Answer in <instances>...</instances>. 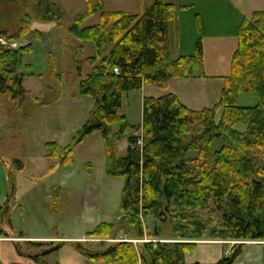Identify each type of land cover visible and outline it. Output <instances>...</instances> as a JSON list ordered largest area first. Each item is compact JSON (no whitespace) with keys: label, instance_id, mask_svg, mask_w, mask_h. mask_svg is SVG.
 I'll return each instance as SVG.
<instances>
[{"label":"trees","instance_id":"trees-1","mask_svg":"<svg viewBox=\"0 0 264 264\" xmlns=\"http://www.w3.org/2000/svg\"><path fill=\"white\" fill-rule=\"evenodd\" d=\"M84 1V13L66 27L63 11L53 0H0V38L13 42L29 32L33 21L53 22L65 28L66 38L92 45L93 54L83 60L77 58L84 50L81 45L70 50L68 64L80 78L78 94L92 98L94 107L72 144L60 147L46 142L44 148L48 158L69 166L73 148L99 131L105 143L106 173L123 177L124 185L119 217L96 225L85 236L116 239L121 232L131 239L147 236L157 242L142 243L138 249L127 241H74L71 246L96 263L186 264V254L207 235L224 242L223 246L235 242L228 254L213 263L234 264L245 242L264 241V11L254 12L240 23L230 74L215 105L195 111L173 93L146 97L141 123L131 124L123 109L126 93L143 85L165 89L174 78L204 77L201 39L196 40L191 55L171 59L169 30L177 16L173 3L153 0L141 15L106 12V0ZM96 14L98 22L85 27L84 22ZM41 36L35 32L36 38ZM31 52V44L14 49L0 43V101L2 105L15 101L20 106L26 101V122L35 109L53 104L59 97L52 87L44 88L38 96L23 87V80L34 75L32 65L22 64L23 54ZM85 67L91 72L83 78ZM247 93L254 94L257 101L241 106L239 95ZM237 125L244 130H238ZM127 130L131 134L126 154L118 157L114 142ZM215 140H221L217 150L212 149ZM12 164L17 171L23 169L21 159H13ZM8 182L10 191L0 207V226L4 224L14 236L26 239L23 243L42 249L48 243L30 241L23 233L13 232L10 208L15 186L9 172ZM52 190L57 196L58 189ZM204 212L210 215L205 221ZM148 217L155 222L149 234L144 223ZM212 218L215 225L208 229ZM10 232L0 227V238L10 237ZM65 244L64 240L51 241L50 249L31 260L48 264L40 258L56 256ZM16 251L24 257L19 244Z\"/></svg>","mask_w":264,"mask_h":264},{"label":"rangeland","instance_id":"rangeland-1","mask_svg":"<svg viewBox=\"0 0 264 264\" xmlns=\"http://www.w3.org/2000/svg\"><path fill=\"white\" fill-rule=\"evenodd\" d=\"M188 1L168 0L177 7V17L173 24L175 31L172 32L174 29H170L171 38L173 36L177 40L178 35H181L184 42L190 39L191 35H198L199 38L198 20L197 17L192 16L194 13H199L197 2L194 4L197 8L189 12V21L186 18L188 14L180 9V5ZM53 2L63 11V21L66 27L72 24L76 15L84 13L86 8L84 0H53ZM152 2L153 0H107L104 10L106 12H134L142 15L150 9ZM98 19L99 15L96 14L88 18L84 26L95 25ZM18 40L24 42V45L33 46V52L23 54L22 59V64H32L31 70L34 73L32 77L24 79L25 87L33 92L52 87L59 97L53 104L35 109L27 122L24 116L26 101L21 106L15 101L4 102V105L0 101V124L3 129L0 153L4 160L9 162L6 170L8 172L10 168L9 173L13 176L15 186L14 202L10 208L13 232H21L27 237L42 235L54 237L56 238L54 243L66 241V246L59 253V257L56 258L52 254L40 258L48 264H56L57 260L60 264L85 263L79 254H75L76 249L70 244L74 241L79 244L86 241L104 243L127 241L135 249L140 248L139 245L142 243L157 242L147 236L140 240L131 239L121 232L116 239L85 236L96 225L102 222H112L120 215L124 178L107 175L105 143L99 131L88 135L73 148V163L69 167L60 166L56 159L45 156L47 151L44 143L46 142H55L60 147L72 144L76 132L81 129L94 107L92 98L78 94L80 78L75 76L73 66L70 67L68 64L70 50H76L77 46L81 45L84 50L77 54V58L83 60L93 54L92 45L90 43L80 44L70 36L66 38L64 27L52 29L43 40L37 39L33 31H29ZM13 42L5 41V45L11 47ZM49 65H52V68ZM90 72L91 68L85 67L83 78ZM139 90L130 91L123 98V109L131 124H139L142 120V95ZM238 100L241 106H252L257 98L254 94L247 93L240 94ZM236 128L240 131L244 130L242 125H237ZM117 129L116 126L115 130ZM130 134L131 131L127 130L114 142L115 153L118 157L125 156ZM220 145L221 140H215L212 143V149L217 150ZM13 158L21 159L24 168L17 171L12 164ZM62 180H64L62 188H59ZM55 187L58 189L57 196L52 192ZM202 216L204 221L210 217L207 212H204ZM144 223L146 232L151 233L155 224L153 218L148 217ZM214 225L215 220L213 219L208 229ZM14 234L10 232L9 236L19 244L26 264H35L31 257L53 246L50 245L51 242H46L48 244L42 249L35 248L32 244L23 243L26 239H19ZM208 241L224 243L212 240L207 235L196 243ZM225 243V247L218 244L196 246L192 253L186 255L196 254L195 257H199L200 254L205 255L204 250L206 249L209 253L214 254L216 251L219 254L222 249L229 251L235 244L234 241ZM245 245L242 255L234 264H264V241H248ZM0 264H3L1 260Z\"/></svg>","mask_w":264,"mask_h":264},{"label":"crops","instance_id":"crops-1","mask_svg":"<svg viewBox=\"0 0 264 264\" xmlns=\"http://www.w3.org/2000/svg\"><path fill=\"white\" fill-rule=\"evenodd\" d=\"M189 1L180 5V9L185 12V14H188L186 15V18L189 21L188 16H190V10H194L195 8H197L194 5L196 2L198 4L199 13H194V15L192 14V16L197 17L198 20L197 31L202 43L204 77L194 75L190 78H174L168 82V85L165 89L155 88L151 85H143L139 90L142 95V102L146 97L157 98L168 93H173L177 96L179 101L184 106L191 110L199 111L203 108L212 107L213 105H215L219 100L220 93L224 84V79L230 74L231 60L238 43L237 32L240 23L243 19H249L254 12L264 11V0ZM173 24L171 25L170 29H174ZM55 28L57 27L53 22L44 23L33 21L30 25L29 31H33L34 36L35 32L40 33L42 36L39 39L43 40L45 38V35ZM174 31L175 29L172 30V32ZM196 37L198 39V35H191L190 39L184 42L181 39V35H178L177 40L175 39V37L173 38V36L171 38L170 32V58L176 59L179 56L191 55L194 52V47L197 40ZM24 44V42L18 40L14 41L11 47L14 49H18L25 46ZM23 64L32 65L30 63ZM23 87L35 96H38L42 91L41 90L39 92H33L27 89L25 87V80H23ZM1 138H3V129L2 125L0 124V139ZM45 156L47 158V153L45 154ZM7 166H9V162L7 163L0 153V207L4 205L7 195L10 191V185L8 182V172L10 171V168H8L7 172ZM63 181L64 180H62V182L59 184L61 185L59 188H62ZM0 227L8 233L11 231L4 224ZM12 230H14V228H12ZM27 239L36 242L56 241V238L44 235L27 237ZM209 244H218L223 246L222 243L217 241L200 242L197 244V246H208ZM17 245L18 243L14 238H0V260L3 264H26V261H24L26 260L25 257L19 256L16 252L15 246ZM65 246L66 245H64L59 250L56 257H59V253L62 249H64ZM75 252V254H79L77 251ZM204 253L205 255L200 254L199 257H195L196 254H193L192 256L186 255L185 263L213 264L217 262L224 254L228 253V251L226 249H222L221 253L218 254L215 251L214 254H212L209 253L206 249L204 250ZM83 260L85 263L82 264H103L88 261L84 258Z\"/></svg>","mask_w":264,"mask_h":264},{"label":"built area","instance_id":"built-area-1","mask_svg":"<svg viewBox=\"0 0 264 264\" xmlns=\"http://www.w3.org/2000/svg\"><path fill=\"white\" fill-rule=\"evenodd\" d=\"M0 43L3 44V45H5V41H4V39L0 38ZM10 46H11V45H10ZM114 72H117V69H114Z\"/></svg>","mask_w":264,"mask_h":264}]
</instances>
